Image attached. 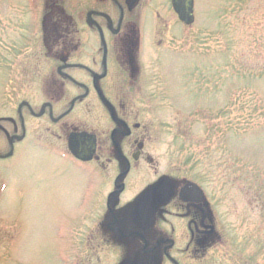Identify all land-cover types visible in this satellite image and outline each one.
Segmentation results:
<instances>
[{
  "label": "flooded vegetation",
  "instance_id": "af4514ba",
  "mask_svg": "<svg viewBox=\"0 0 264 264\" xmlns=\"http://www.w3.org/2000/svg\"><path fill=\"white\" fill-rule=\"evenodd\" d=\"M77 1L69 11L40 3L39 35L0 42L6 60L25 54L22 65L6 62L25 81L9 85L0 107V199L15 185L22 199L66 198L71 187L67 194L61 172L79 163L96 199H85L80 219L64 215L82 252L66 264H197L222 247L218 203L187 186L195 182L188 164L164 165L145 93L172 41L187 40L188 26L172 0ZM76 135L87 160L72 154ZM29 159L38 168L25 165ZM1 218L0 236L13 229Z\"/></svg>",
  "mask_w": 264,
  "mask_h": 264
},
{
  "label": "rangeland",
  "instance_id": "374dc122",
  "mask_svg": "<svg viewBox=\"0 0 264 264\" xmlns=\"http://www.w3.org/2000/svg\"><path fill=\"white\" fill-rule=\"evenodd\" d=\"M41 1L0 0L1 45L8 36L40 34V3L57 1L67 11L78 3ZM186 38L183 44L180 38L172 41L145 92L160 133L158 154L164 165H183L189 158L194 169L188 167V177L203 183L207 196L218 203L214 211L221 238L228 241L222 240L220 251H206L197 264H240L244 258L246 264H264V0H197L196 22ZM3 55L0 107L9 85L25 81L15 71L20 67L6 69V62L22 65L25 54L12 60ZM171 143L174 147L165 153L162 148ZM24 164L38 168L36 160ZM70 165L60 180H68L67 194L71 187L66 198L22 199L20 185L5 191L0 217L3 226L9 220L13 229L0 236L5 244L0 264H66L82 254L71 241L68 216L80 219L85 199H96V191L95 184L86 185L85 165ZM28 190L37 194L35 188Z\"/></svg>",
  "mask_w": 264,
  "mask_h": 264
},
{
  "label": "water",
  "instance_id": "95a60500",
  "mask_svg": "<svg viewBox=\"0 0 264 264\" xmlns=\"http://www.w3.org/2000/svg\"><path fill=\"white\" fill-rule=\"evenodd\" d=\"M173 5H174V9L177 12L180 20H182L186 24H191L194 21V16H193L194 2L193 0H173ZM81 137L82 135L74 136L73 143H71L72 144L71 149L73 150L75 156H77L81 160H85V157L87 155L86 147L83 144H80V142L82 141ZM89 156H90V153H89Z\"/></svg>",
  "mask_w": 264,
  "mask_h": 264
},
{
  "label": "trees",
  "instance_id": "16d2710c",
  "mask_svg": "<svg viewBox=\"0 0 264 264\" xmlns=\"http://www.w3.org/2000/svg\"><path fill=\"white\" fill-rule=\"evenodd\" d=\"M229 125V124H228Z\"/></svg>",
  "mask_w": 264,
  "mask_h": 264
}]
</instances>
